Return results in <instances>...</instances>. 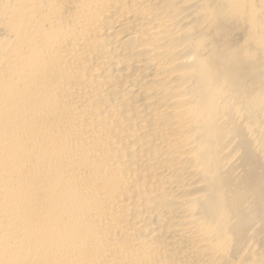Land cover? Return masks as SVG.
<instances>
[{"label": "bare ground", "instance_id": "6f19581e", "mask_svg": "<svg viewBox=\"0 0 264 264\" xmlns=\"http://www.w3.org/2000/svg\"><path fill=\"white\" fill-rule=\"evenodd\" d=\"M0 264H264V0H0Z\"/></svg>", "mask_w": 264, "mask_h": 264}]
</instances>
